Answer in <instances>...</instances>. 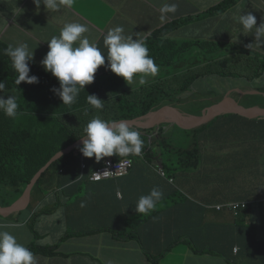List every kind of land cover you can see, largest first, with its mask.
I'll return each instance as SVG.
<instances>
[{"label": "crops", "instance_id": "1", "mask_svg": "<svg viewBox=\"0 0 264 264\" xmlns=\"http://www.w3.org/2000/svg\"><path fill=\"white\" fill-rule=\"evenodd\" d=\"M140 1L72 0L70 7L62 5L59 8L58 15H53V20L59 18L65 24L85 25L88 28L86 36L90 35V40L96 44L104 43V34L116 22H123L126 36L144 40L154 31L178 21L175 26H167L168 30L162 33L165 37L161 35L160 40L179 44V39L186 34L195 37L207 34L210 45L231 44L229 59H234V54L237 53H240L238 56L244 57L246 54L248 57L249 54L244 50L253 44L249 49L264 60V44L257 46L255 37L251 38L245 33L236 19L239 14L251 12L256 19L262 21L264 17L258 15H264V0H236L233 7L221 13L210 11L225 0H144L138 5ZM29 3L30 0H0V32L3 38L4 32L9 33L11 26L19 27L23 36L22 43L28 45L30 52L33 51L32 61L38 63L37 60L45 52L31 33L38 29L36 21L42 16L37 9L29 8ZM116 3H122V8L114 12L110 4ZM164 3H176L178 8L175 14H169L162 22L160 8ZM87 8L92 10V24L82 16ZM106 69L107 60L95 75ZM240 88L248 92L251 86L241 84ZM236 141L237 139L229 137L224 142L223 151L229 152L231 159L238 153L232 148ZM246 145L240 155L247 152L257 163L256 178L251 182V192L257 196L258 169L260 177L264 172V156L255 151L259 145L257 132L250 136ZM189 176L180 179L179 176L171 175L175 179V184L172 185L155 169L139 161L130 175L123 179L75 187L72 193L80 190L79 194L65 200L64 205L53 214L40 218L43 226L38 228V234H45V237L37 244L57 246L55 253L42 264H228L211 252L197 253V248H216L215 241L219 239V247L230 249L233 236L240 247L246 248V242L254 232L249 228L233 230L227 213L204 208L201 203L213 205L223 200L215 203L209 200L201 202V190L190 182ZM153 187H159L163 192V198L155 207V214L132 223V219L136 217V201L141 195L148 194ZM176 188L185 189L190 200L174 197ZM45 202L50 205L57 203L55 194L51 192ZM12 216L2 218L0 230L14 235L18 243L26 246L31 238L25 225L29 216ZM16 223L19 225H15ZM254 227L259 228L258 233L264 230V226L257 222ZM67 233L72 235L63 240ZM239 264H264V248L251 255H242Z\"/></svg>", "mask_w": 264, "mask_h": 264}, {"label": "clouds", "instance_id": "2", "mask_svg": "<svg viewBox=\"0 0 264 264\" xmlns=\"http://www.w3.org/2000/svg\"><path fill=\"white\" fill-rule=\"evenodd\" d=\"M142 1L144 0H141L138 5ZM105 2L108 4V1ZM71 4L72 0H30L28 7L37 9L41 16H53L58 15V10L62 5L70 7ZM233 6L234 5L231 7ZM110 7L114 12H117L120 11V8H122V3H116L113 5L110 4ZM177 8L178 5L176 3H164L160 8V20L163 22L168 18L169 14H175L177 12ZM229 8L221 10L220 13L227 11ZM258 16L264 17L261 13ZM236 19L238 24L242 26L244 32H252L254 30L255 43L257 46L261 47V45L264 44V18H262V21L258 19L260 24L258 27L256 26V17L251 12L239 14ZM177 24L178 21H174L164 27L175 26ZM13 27L14 26H11V29ZM86 32H88V28L80 23L65 24L59 35L54 33L44 44L38 43L40 48L45 52L43 56L37 60L38 63L32 61L33 51H29L27 44H23L22 41L17 43L13 42L14 36L12 34L10 35L11 30L9 33L4 32L3 38L2 32H0V47H2L0 60H3L0 64V69L2 70L0 71V92H4L7 95V98L0 95V114L5 115L6 118L10 120L17 117H24L25 112L23 109H18L17 100L27 95L29 87L32 84L39 82L38 76L42 73L50 75L53 77L54 81L59 82L60 85L57 89H52L51 86L48 93L52 94V99L46 98L45 101L41 103V105L47 102L54 103L53 107H49L52 110L51 113L46 116V118H48L51 122L52 118L64 115V113L58 115L55 111L73 108L78 105L77 97L81 94V90H86L91 94L87 95V102L92 107L86 103L88 105L86 106V109L95 108L97 110H102L104 105H109L110 102H112V105L117 108L116 105L118 104V99L121 97L120 91H116L117 96H115L114 89H109L107 86H104L106 82L113 79L116 83H118V77L123 78L128 84L123 88V90H120L129 91L128 96H131L135 94L136 89L145 86L160 74L161 66H158L149 55L148 48L144 42L145 39H134L132 36H125L123 35V27L116 26L109 29L106 34H104V43L96 44L90 40V35H83ZM164 32H166V30H164L163 33ZM153 33H151V35ZM163 36L165 37L164 34ZM4 40H7L8 43H3ZM230 45L231 44L222 43L217 44V46H213L207 43V46L212 48L210 51L205 52L203 50V46L199 42L182 44L172 42V46L176 50L181 47H188L189 49H198L201 52L209 54L210 58H212L209 62L210 64L231 60L229 59ZM252 45L253 44H250L248 47L251 48ZM222 50H225V53H222ZM4 55H7L6 61L8 63L4 60ZM234 55L236 56L233 59L234 61L241 64H247V61L243 58V56H238L240 53ZM237 57H239V59ZM199 58L204 59L203 56H200ZM106 60L107 69L103 73L95 75L98 68L105 65ZM203 63L206 64V62ZM259 72H261V77L258 79L261 81H258L257 79L254 84H245L239 80V78H223L218 76L225 79L227 87L220 86L222 91L217 93V95L220 94L223 97L213 105L218 104L224 97L228 96L234 103H237L243 108L264 110V84H261L264 82L263 59H261ZM6 74L11 76V80L16 86H18V90L2 91L5 88L4 82L8 81ZM147 77L148 80L146 81ZM209 77H205L203 81H206ZM214 77L217 79V75ZM137 81H139L140 84L138 87H136ZM44 84L52 85L49 81H46ZM241 84L251 86L250 90L245 92L246 90H242L240 88ZM210 87H214L213 84L210 85ZM225 88L227 89L223 93ZM34 93L41 95L37 92ZM237 96L241 97L240 102L237 101V98H234ZM248 97L261 98L263 105L260 106L251 101L246 102V105L245 103H241V100H247ZM57 99H59L60 102H58ZM166 107H175L181 112L193 116H201L203 111L209 108L207 107L203 109L201 114L196 115L185 112L178 106L168 105L159 110H155L150 114L161 111ZM85 110H81L80 112ZM96 113L101 112L96 111L88 114L87 116H83L87 122L82 125V127L77 128L74 124V128L77 129L78 134L80 135L79 138L67 148L59 151L51 157L46 165L39 172H37L36 175H39L38 180L45 175L42 180H44V182L49 186L44 192V203L43 201H40V207L37 211L39 218L49 216L51 213H54L52 212V205L45 202V199L51 192L55 194L57 202L55 204L58 205V209L64 205L65 200H70L73 196L80 193V190H78L77 193H72L75 187H80L86 183L98 184L106 181H117L123 179L130 175L132 170L137 167L139 161H142L147 167L155 169L158 174L166 179L170 184H175V179L171 177V175L178 177L179 174L175 167L170 170L172 174H168L162 155V150L164 149L159 148L157 143L161 140L160 135L169 131L167 128L168 126H177L163 124L151 130H144L130 123L146 118L150 114L133 121L121 120L119 122H109L99 116L91 118L93 114ZM226 115L237 114L229 113L216 116V118L211 122L195 130H188L187 132L195 133L204 126L210 125V129L208 131V141L205 145L209 151H211V144H213L212 140H214L216 129L224 128L222 125L216 127V120L218 118H223ZM242 118L246 119L242 121H247L255 126L249 137L257 132L259 144L264 145V123L261 122L264 119H260L259 117L248 118L244 116ZM142 123L143 125L147 124L146 121H143ZM258 124H261L260 129L257 127ZM145 137L148 138L149 149L153 150L152 155L154 156V160L151 162H148L145 159L147 153L146 143L144 140ZM180 139L181 138L177 140H174L173 138L166 139L169 142H173L172 149L167 151L178 154L177 150L179 147L177 144ZM48 143L49 140L45 139L42 142V147L46 148V146H48V149L51 150L52 143L47 145ZM232 148L234 149V146ZM214 149H216V146H214ZM262 156H264V152L262 153ZM57 164L58 166L55 167ZM260 173L261 172L258 169L257 196L251 192V198L249 201H234L230 198L228 200L224 199L222 202L213 205L201 203L202 206L206 209H214L217 212H221L224 208H226L227 213L231 214L228 217V221L231 222L230 226L232 227L234 225L233 218L237 216L238 210L245 208L246 204L251 202L260 210V217L254 221V224L257 222L264 226V172L261 177ZM179 189L180 188H176V190ZM174 197L177 196L175 195ZM162 198L163 192L159 187H153L148 194L141 195L136 201L134 207L136 217L135 219H132L131 222L133 223L136 220L144 219L155 214V207ZM179 199L190 200L189 196H182ZM22 211L7 216L0 215V217H13L12 215H20ZM30 218L31 216L29 215V217L25 220L26 226H28ZM254 224L251 226L247 224L245 226V228L247 227L254 232L253 236L247 240L248 242H246V248L240 247L238 240L235 236H233L230 249L225 246H221V252L225 257H217L223 259L228 264H239L242 255H251L260 248H264V230H260L258 233L259 228L254 227ZM15 225H19V223H16ZM36 233L38 234V231ZM233 233L235 235V232ZM70 235H72V233H67L62 239L65 240ZM56 249L57 246L47 247L38 244H32L26 247L18 243L14 235L7 231L0 230V264H42L46 258L55 253ZM244 251L246 253H244ZM156 260L157 259L155 258L154 261Z\"/></svg>", "mask_w": 264, "mask_h": 264}, {"label": "trees", "instance_id": "3", "mask_svg": "<svg viewBox=\"0 0 264 264\" xmlns=\"http://www.w3.org/2000/svg\"><path fill=\"white\" fill-rule=\"evenodd\" d=\"M234 3L235 0H227L212 8L210 12L219 13L221 10L231 7ZM164 30H168V27L154 32L144 40L149 55L158 66H161V71L164 72H160L156 78L152 79L151 82L145 86L136 89L135 94L131 96H128L129 91H121L128 84L123 78L118 77V83L110 79L104 86H107L109 89H114L115 96H117L116 91H120L121 97L118 99V104L116 105L117 109L109 108L104 112L93 114L91 118L99 116L109 122H119L121 120L133 121L168 105H175L185 112L198 115L202 113L203 109L212 106L223 97L220 94L217 95L215 93L206 92L205 89L210 87L208 84L203 86L198 85L205 77L217 75L223 78H239V80L245 84H254L255 81L261 77V72H259V70H255L250 77L241 74L235 75L233 72L225 73L224 69L231 66L229 63H222L221 61L219 63L210 64L209 62L212 58H210L209 54L201 52L198 49L181 47L176 50L172 46V41L166 40V43L160 40ZM1 52L2 47H0V55ZM200 56H203L204 59H200ZM1 62H3V60H0V64ZM203 62H206V64ZM241 65L247 67V64ZM217 66L220 70L217 69ZM0 71L2 70L0 69ZM51 78L50 75L42 73L38 76L39 82L32 84L29 87V91L40 94V90H46V85L44 84L46 81L52 83V85H47L50 87L52 86V89L60 87L59 82H55L54 79ZM88 94L91 95L86 90H81L83 98L78 102V105L73 108L65 109L77 121V123H75L77 128L82 127V125L87 122L84 117L79 116V112L85 110L86 106L89 105L87 102ZM57 101L60 102L59 99H57ZM44 105L53 107L54 103L48 102ZM89 106L92 107L91 105ZM65 110L61 109L55 112L60 115L64 113ZM226 116H232L239 120H246L237 115ZM261 122L264 123V120ZM18 123L19 120L17 118L12 122L10 119H7L5 115L0 114V204L3 207L12 205L25 192L37 172L46 165L50 158L59 151L67 148L80 136L74 126L66 127L65 123H61L59 120L52 118L51 127L49 119L45 118L42 128L38 131L37 141L32 143L30 132L25 129H18ZM209 129L210 125H206L195 133L188 132V136L178 141L177 146L179 149L177 151L180 155V159L174 166L177 172L182 171L188 176L191 175L192 172L201 170L199 168L202 163V152L203 149L207 148L205 144L208 141ZM162 136L163 135H160L161 140L157 143L158 147L164 150H171L173 142H169ZM45 139L49 140L47 145L52 143L51 150L48 149V146H46V148L42 147V142ZM144 140L147 150L145 159L151 162L154 160V156L152 155L153 150L149 149L148 138L145 137ZM249 141V136L241 140L237 139L233 146L246 144ZM238 156H240L239 163H237ZM209 159L212 160L213 157L210 156ZM232 160L233 164L229 165V171L225 174L227 176L226 181L227 183L229 182L237 186L240 194L231 199L234 201H249L251 198V182L256 178L257 163L247 152H244L242 155L237 153ZM56 166H58V164L55 165V167ZM233 169L236 170V175H238V178L235 180L231 179ZM44 177L45 175L35 184L31 195L32 200L30 202L37 203L42 201L44 192L49 187L48 184L42 180ZM9 188H12L13 192L9 193ZM220 192H223V190L220 189ZM57 207V204H52V212H55ZM259 212L260 210L256 208L254 204L248 202L245 208L238 210L237 216L233 218L234 225L231 228L233 230H240L245 228L247 224L251 226L254 224V221L259 219ZM20 215L29 216V213L25 210L22 211ZM215 242L217 244L216 248L213 246L209 248H197L196 252L199 254L211 252L216 256L225 257L221 252L222 247L218 246L219 239H216Z\"/></svg>", "mask_w": 264, "mask_h": 264}, {"label": "rangeland", "instance_id": "4", "mask_svg": "<svg viewBox=\"0 0 264 264\" xmlns=\"http://www.w3.org/2000/svg\"><path fill=\"white\" fill-rule=\"evenodd\" d=\"M95 1V0H93ZM236 2V0H235ZM239 5L242 6V4L239 3ZM78 9V8H77ZM139 13H142L143 11H137ZM82 16L87 19L85 21L89 22L92 24V10L90 8L85 9L82 12ZM257 20V27L260 25L259 20ZM56 22V23H55ZM36 23L39 25L37 26L38 29L34 32L31 33V35L34 38L38 39V43L44 44L45 42L48 41V39L56 33L57 35L60 34L61 29L65 25V22L62 19L56 18L53 20V16H42ZM116 26H121L124 29L123 35L126 36V30L124 27L123 22H116L110 29L116 27ZM242 28V26H241ZM243 30V29H242ZM248 35L251 38H254V30L252 32H247ZM14 36V43L20 42L23 39L22 32L19 29V27H13L11 29L10 35ZM86 36V33L83 34ZM209 39L208 35L204 34L201 37H195L192 34H186L184 37L179 39V44L182 43H196L199 42L203 46V50L205 52L210 51L212 47L207 46ZM3 43H8L7 40H4ZM245 52L249 54H245L243 57L244 59L247 60V67H244L241 65V63L234 61L233 59L228 60V61H222V63L226 62L229 63L231 66L227 67L224 69L225 73L228 72H233L235 75L241 74L245 76H252L255 70H260V65H261V58L260 55L257 53H254L253 51L249 49H245ZM222 53H225V50H222ZM7 55H4V60L6 61ZM239 58V57H237ZM7 62V61H6ZM8 63V62H7ZM217 69L219 67L217 66ZM215 70V69H213ZM6 77L8 78L7 82H4L5 88L2 91L5 90H18V86L14 84V82L11 80V76L9 74H6ZM53 78V77H52ZM148 80V77L146 78V81ZM205 84L212 85L214 87H209L205 89L206 92L210 93H220L222 91L221 87H227L225 79H222L217 76H211L209 77L206 81H201L198 83L199 86H203ZM261 84H264L262 82ZM140 86L139 81H137V86ZM221 86V87H220ZM46 90H40V94L38 95L34 92H28L26 96L23 98L17 100L18 103V109L24 110V117H17L19 120L18 123V129H25L30 132V137H31V142L35 143L37 141L38 137V131L42 128L43 122L47 116V114L51 113V109L47 105H41L43 101H45L46 98L52 99V94L48 93L50 86H45ZM225 88L223 90H226ZM264 90V87H263ZM0 95L5 96L7 98V95L4 92H0ZM82 95H78L77 99L78 102L82 99ZM237 99H240L241 97L237 96L234 97ZM248 101L257 103V105L262 106V101L261 98L257 97H248L247 100L243 99L241 100V103H246ZM48 103V102H47ZM114 109L115 107L112 105V102H110L109 105H104L102 110H97L95 108L93 109H86L85 111L79 112V116H87L90 113L99 111V112H104L105 110L108 109ZM117 109V108H116ZM15 119V118H14ZM14 119L11 121L14 122ZM56 120H59L61 123H65L66 127H72L77 121L75 118H73L66 110L64 112V115L58 116L55 118ZM232 123V124H229ZM50 124L52 126V122L50 121ZM225 124H229L226 127H224ZM213 125V124H212ZM211 125V126H212ZM223 126L224 128H217L215 135H214V140H212L213 144H211V151H208V148L203 149V156H202V163L200 171L192 172V174L189 176L190 182L196 186V188H199L201 190L199 194V200L201 202H205L209 200L210 202H219L224 199H230L234 196H237L239 193V190L237 186H234L233 184H230L229 182L227 183L226 178L227 176L225 175L229 171V165L233 164V160L231 159L232 156L229 152H224L223 151V146L224 142L229 138L232 137L234 139L241 140L251 134L252 129H254V125L252 123H249L247 121H242L239 119H236L232 116H225L223 118L217 119L215 126ZM258 129H260L261 124H258ZM169 131L167 133L163 134L164 139H171L173 138L174 140H177L179 138H184L189 135V133L179 127H167ZM214 146H216V149H214ZM247 145L246 144H238L235 145L234 148L240 155L242 153V148H245ZM257 152L263 153L264 152V145L259 144L256 148ZM162 155L165 161V166L167 168L168 174H172L170 170H172L175 166V164L179 161L180 155L175 154L173 152H168L167 150H162ZM213 157L212 160L209 159V157ZM240 162V156H238L237 163ZM179 178L184 179L186 178V174L182 171L178 172ZM238 178V175H236V170L233 169V175L231 177L232 180H235ZM220 187V188H219ZM208 191H206V190ZM220 189L223 190V192H220ZM9 193L13 192L12 188L8 189ZM175 195L177 198H180L182 196H189V194L185 191V189L180 188L179 190H175ZM23 194L15 201L17 202ZM14 202V203H15ZM1 203V202H0ZM13 203V204H14ZM29 203L27 208L25 209L29 215L31 216L30 221L28 223V226L26 227V230L31 234V238L29 242L27 243L26 247L34 244L36 245L37 242L40 239H44L45 234H37L36 232L38 231V228H41L43 226V223L40 222L39 214H38V209L40 207V202L37 203ZM12 204V205H13ZM11 206V205H10ZM24 210V211H25ZM221 213L226 214L227 209L224 208ZM231 214L227 213L226 216H230ZM3 219L0 217V222ZM35 249V247H34ZM244 253H246L244 251Z\"/></svg>", "mask_w": 264, "mask_h": 264}, {"label": "water", "instance_id": "5", "mask_svg": "<svg viewBox=\"0 0 264 264\" xmlns=\"http://www.w3.org/2000/svg\"><path fill=\"white\" fill-rule=\"evenodd\" d=\"M229 113L237 114L242 117H259L260 119H264V110L243 108L237 103H234L231 98L226 96L218 104L205 109L201 116H193L183 113L175 107H166L161 111L150 114L146 118L131 122L130 124L144 130H151L163 124H171L188 131L195 130L211 122L216 118V116ZM143 121H146L147 124L143 125ZM38 177L39 175H35L31 183L26 188L23 196L13 205L5 208L0 204V215L7 216L26 209L30 203L31 192L36 181L38 180Z\"/></svg>", "mask_w": 264, "mask_h": 264}, {"label": "flooded vegetation", "instance_id": "6", "mask_svg": "<svg viewBox=\"0 0 264 264\" xmlns=\"http://www.w3.org/2000/svg\"><path fill=\"white\" fill-rule=\"evenodd\" d=\"M237 101H239V102H240V99H237Z\"/></svg>", "mask_w": 264, "mask_h": 264}]
</instances>
